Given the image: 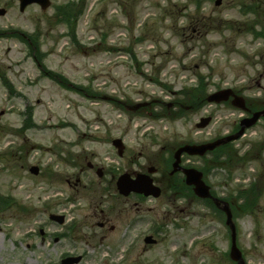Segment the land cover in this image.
I'll return each mask as SVG.
<instances>
[{
  "label": "rangeland",
  "instance_id": "1",
  "mask_svg": "<svg viewBox=\"0 0 264 264\" xmlns=\"http://www.w3.org/2000/svg\"><path fill=\"white\" fill-rule=\"evenodd\" d=\"M68 1L51 0L42 13L32 7L22 14L14 5L0 17V194L13 199L0 210V264H61L66 256H82L79 264H233L224 219L199 201L178 203L171 214L166 198L146 202L140 226H129L138 217L134 211L112 215L115 233L97 223L107 205L120 207L114 189L120 175L147 161L157 164L161 156L170 159L167 151L179 143L228 135L247 116L229 103L205 104L181 119L174 109L168 115L167 104L191 105L183 91L195 87L198 76L205 95L232 88L264 100V37L249 33L264 22V0H221L219 6L217 0H74L81 9L73 13L72 30L57 24L55 13ZM10 29L37 34L42 70L29 44ZM46 71L98 98L64 88ZM144 101L156 103L129 111ZM29 109L33 127L23 131ZM203 117L212 122L199 131L195 125ZM116 138L126 145L123 157L112 146ZM233 151L240 158L227 159ZM80 154L114 172L98 177L84 163L87 188L75 195L65 180L79 173L74 161ZM183 161L203 165L199 158ZM213 161L206 165L207 181L238 212V247L247 264H264V122ZM33 165L40 167L38 176L27 170ZM162 175L154 178L162 181ZM251 184L258 189L249 212L237 195ZM51 214L65 223L50 220ZM153 233H160L159 242L146 248L144 238Z\"/></svg>",
  "mask_w": 264,
  "mask_h": 264
},
{
  "label": "water",
  "instance_id": "2",
  "mask_svg": "<svg viewBox=\"0 0 264 264\" xmlns=\"http://www.w3.org/2000/svg\"><path fill=\"white\" fill-rule=\"evenodd\" d=\"M32 3H40L42 4V10H46L50 6L49 0H22L21 9L24 10L25 6ZM217 5L221 4V0H218L216 2ZM0 15H4V11L0 10ZM231 100V101H230ZM207 101L209 103H216L221 104L224 102L230 101L232 106L241 109L244 111H248L249 109L246 106V100L242 96H238L235 94V92L232 89H225L218 91L212 95H210L207 98ZM149 104H138L132 107V111H137L141 107L148 106ZM171 106V105H170ZM264 117V111L256 112L253 114L251 118H246L241 121V129L238 133L234 135H230L227 137L220 138L216 141L196 145V144H186L184 146H181L177 149L175 152V162L173 164V170L170 173L171 176L178 172H183L186 175V183L189 186H194V192L196 196L201 198H211L215 202L216 206L223 210L226 213L227 216V226H229L231 230V237H232V246L230 251V258L235 261L237 264H246L242 252L238 248L237 245V233H236V226L233 222V216L230 209V205L227 202L220 201L218 199H215L212 197L210 193V187L205 184L203 180V174L202 172L190 168V169H184L180 166L181 163V156L183 153H187L189 155H197V156H205L206 153L215 150L218 147L224 146L228 143H231L235 140H238L243 136L246 129L252 127L255 125L258 120ZM211 122V118H205L201 119L200 123L197 124V128L203 129L208 126V124ZM114 145L118 147L119 154L123 155L124 152V146L122 144V140H115ZM150 174L155 173L154 168H150L148 170ZM31 173L37 175L39 173L38 167H32ZM118 190L123 195H128L130 192H140L143 193L146 197L153 196L155 198H158L160 196V189L153 185V180L150 178V176L146 174H138L136 176V179H133L129 174H124L121 176L117 182ZM53 219L59 220L61 223L63 222L62 218L53 217ZM146 244H155L156 241L152 239V237H147L145 239ZM81 260V257H74V258H67L63 261V264H77Z\"/></svg>",
  "mask_w": 264,
  "mask_h": 264
},
{
  "label": "flooded vegetation",
  "instance_id": "3",
  "mask_svg": "<svg viewBox=\"0 0 264 264\" xmlns=\"http://www.w3.org/2000/svg\"><path fill=\"white\" fill-rule=\"evenodd\" d=\"M3 2L5 1L4 5L1 4V6H4L5 8H7L6 10L9 11L14 5H17L20 11V3L17 0H2ZM32 7H36L38 10L41 11L42 13V7L40 5H30L28 6L23 12H20L22 14L26 13V11H28L30 8ZM10 33L16 34L18 35V38H22L24 40V42L28 45L31 43H35L38 44L39 43V39L37 38H31L30 36L26 35L25 32L18 30V29H13V31L11 30ZM237 93L240 92L238 90H236ZM247 100V104H248V100H250L249 104L250 106H252L253 104V100L252 99H246ZM165 150H167V147H163L162 151L164 152ZM176 150V149H175ZM142 155V153H140V156ZM257 159H260L256 157ZM89 160V157L87 155H83L80 154L78 156H76L74 163L76 164V167H80L79 168V173L66 178L65 183L70 187V189L73 191V194L76 195V193L82 192L83 190H85L87 187H85V185L82 182V175L85 173V168L83 167V164L86 163L88 170H90L91 172H96L98 171V169H101L103 174H113V168L112 167H105V166H101L99 168V166L97 164H93L91 163ZM164 161L163 165L162 162ZM162 161V156L157 158V164H154L150 161H147V164H143L141 165V169L139 171H135L134 173H130L131 175H135L138 172H147V169L150 166H153L157 169V173H166L168 174L169 170L167 169V161L163 160ZM163 167V168H162ZM22 168H24V166H22ZM30 167L27 168V170L29 171ZM182 175V174H181ZM164 178H162L163 180H157L154 178V183L161 189V197L160 198H153V197H145L143 194H140L138 192H131L128 195H122L119 193L117 187H116V182H115V193L117 195L116 200L120 202V207L118 208L117 205L114 203L109 204L106 206L105 209H103L102 211L100 210V215L102 216V220L99 221L97 223V226L104 230H108L111 233H115L118 226L115 225L114 222V218H112V215H127L129 214V212L134 211L135 215L137 218L130 220V224L129 226L131 227H137L140 226V218L141 215L144 213V209L142 208L143 205L146 202H152L154 200H161L163 198H166V200L168 201V204L171 206V211L168 210L167 213L171 214V212L174 210H179V204L178 203H182V204H192V202L194 203V201H197L196 198H191V194H194L193 192V188L189 187L186 185V183L184 182V179L182 181H173L168 179L167 177L163 176ZM114 178V177H113ZM92 183L90 184L89 188H91ZM112 184L111 185H107L103 190H110L112 188ZM80 195V194H79ZM184 204V205H185ZM231 204H233V202H231ZM118 221V220H116ZM118 224V223H117ZM158 225V224H157ZM163 226V225H162ZM157 226H155L156 228ZM159 232L158 229L154 230ZM160 235V233L158 234V236ZM154 238L158 237L155 235V233H153ZM156 236V237H155ZM157 239V238H156ZM158 240V239H157ZM159 242V240H158ZM156 245V244H155ZM155 245H148L146 248H151L154 247Z\"/></svg>",
  "mask_w": 264,
  "mask_h": 264
},
{
  "label": "trees",
  "instance_id": "4",
  "mask_svg": "<svg viewBox=\"0 0 264 264\" xmlns=\"http://www.w3.org/2000/svg\"><path fill=\"white\" fill-rule=\"evenodd\" d=\"M76 7L77 6H75V5H71V6H68L67 9H64L62 11H60V9L58 7L59 10L57 12V15L61 16V21L65 22L66 24H70V25L74 26L75 19H73V13H77L81 9V8H79V10H77ZM73 39L76 40V37L73 36ZM50 74H52L55 79L59 80V82L63 86H66L67 80L64 77H62L60 75H57V74H54V73H50ZM4 83L9 88L10 93H11L13 91L11 85H9V83H7V81L5 79H4ZM183 92H184V97H185L184 100H185V102H186V100L190 99L191 104L198 103V105H200V106L206 104V101H205L206 95H205V88H204V77H202V76L199 77V83H198V85L196 87L188 88V90H185ZM31 126L33 127V120H32V112L29 109L27 111V119L25 121V124H24L22 130H25V129L31 127ZM229 147H230V145L222 147L221 150L224 149V150H228V152H231V149ZM226 156H227V159H231V160L235 159L234 154L227 153ZM218 159L216 158L215 161H218ZM204 173H206V171H204ZM254 187H251L248 190V192L245 193V194H244V191H240V197L244 198L245 201H246V202L244 201V203H245L244 211H249V212L251 211V208H250V206L247 203L250 202V197H254V196H252V195H254L255 190H256V188H254Z\"/></svg>",
  "mask_w": 264,
  "mask_h": 264
}]
</instances>
